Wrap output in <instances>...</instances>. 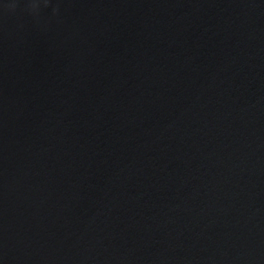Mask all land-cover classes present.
<instances>
[{"label":"water","instance_id":"95a60500","mask_svg":"<svg viewBox=\"0 0 264 264\" xmlns=\"http://www.w3.org/2000/svg\"><path fill=\"white\" fill-rule=\"evenodd\" d=\"M0 264H264V0H0Z\"/></svg>","mask_w":264,"mask_h":264}]
</instances>
